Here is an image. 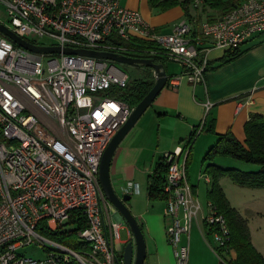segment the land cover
Instances as JSON below:
<instances>
[{"label":"built area","instance_id":"1","mask_svg":"<svg viewBox=\"0 0 264 264\" xmlns=\"http://www.w3.org/2000/svg\"><path fill=\"white\" fill-rule=\"evenodd\" d=\"M190 3L194 9L204 6V0ZM0 6L9 17L6 28L38 46L177 63L183 72L168 79L172 88L181 78L203 83L212 50L231 51L264 34V0H244L214 20H183L168 34L121 0H0ZM151 73L156 80L155 70ZM130 85L129 75L107 60L30 52L0 35V264H124L122 224L113 220L116 209L101 189L99 170L105 150L136 107L118 92ZM101 91L110 95L97 96ZM213 106L204 104L206 116ZM206 116L186 150L167 152L162 160L168 165L167 237L176 264H191L189 235L203 209L186 163ZM135 187H123V195ZM207 209L206 234L222 263L231 264L228 223L211 202ZM76 211L88 223L77 234L85 245L80 251L40 232L69 231ZM31 246L44 257L21 253Z\"/></svg>","mask_w":264,"mask_h":264},{"label":"crops","instance_id":"2","mask_svg":"<svg viewBox=\"0 0 264 264\" xmlns=\"http://www.w3.org/2000/svg\"><path fill=\"white\" fill-rule=\"evenodd\" d=\"M122 4V3H121ZM123 6V5H122ZM125 7V6H124ZM126 8L140 11L150 25L163 33H171L173 28L183 20L197 21L214 20L223 14L202 9L189 11V16L181 6L162 12L151 9L148 0H127ZM168 31V32H167ZM242 55L233 61L223 63L222 59L228 50L215 49L210 52L209 68L205 73V81L197 85L190 84L186 78H181L176 88L170 85L162 90L152 106L146 110L138 123L127 134L117 148L111 162V179L114 187L123 196V187L134 184L136 191L131 194L127 206L139 222L147 243V258L144 264H176L173 250L167 237V227L170 220L165 216L166 202L149 200L150 177L167 152H183L186 150L196 128L205 118L204 104H214L207 114L205 128L197 141L191 143L189 163H186L188 181L196 198L202 205V212L194 220L190 233V263L191 264H223L222 259L212 246L207 236V227L203 218L208 209L205 202L212 178L203 172L192 173L189 164L197 153L205 156L218 141V135L232 133L239 141H245V124L253 115L264 117V34L254 38L241 47ZM230 51V50H229ZM157 64H161L157 61ZM169 76L181 77L183 67L174 62L162 63ZM152 72V69H151ZM151 74V73H150ZM151 74V78L154 79ZM156 82V80L154 79ZM169 82V81H168ZM189 157V156H188ZM217 167L228 169L221 163L230 161L228 158H218ZM233 161V160H232ZM240 171H257L259 166H251L243 162L228 164ZM233 167V168H234ZM226 177L220 179L231 206L235 208L248 222L253 246L264 255V245H259L262 228L255 229L250 217L244 214L242 206L233 203L225 184ZM204 183V186L201 184ZM230 186L234 192L240 191ZM245 195L254 196V213L264 216V189H249L240 187ZM251 191V192H250ZM254 216V215H252ZM113 220L124 223L113 216ZM121 228V229H122ZM256 234V235H255ZM132 231L128 230V240L119 241L124 246L133 239ZM185 241H188L185 238ZM264 241V235H262ZM207 254L211 258L203 257ZM230 260L234 261L237 254L229 249ZM205 258V260H203ZM213 261L210 263V261Z\"/></svg>","mask_w":264,"mask_h":264},{"label":"trees","instance_id":"3","mask_svg":"<svg viewBox=\"0 0 264 264\" xmlns=\"http://www.w3.org/2000/svg\"><path fill=\"white\" fill-rule=\"evenodd\" d=\"M244 0H204V8L220 14H226L238 7ZM151 9H158L162 12L181 6L187 16L191 7L190 0H148ZM244 51L240 48L228 51L223 63L235 60ZM151 73V72H150ZM152 74V73H151ZM153 76V75H152ZM154 79L151 77L147 80H140L132 83L123 91H118L125 101L132 106H137L148 92L154 86ZM245 124V141H239L232 133L227 132L224 135H218V141L207 152L205 161H211L215 157H228L244 163L257 165L260 168L257 171H240L236 168L222 169L209 163L206 171L212 178L208 200L216 207V210L223 215L230 229L231 241L229 247L235 250L237 257L231 264H264V255L260 253L251 240L250 229L247 220L231 206L224 190L220 185V179L230 177L234 184L249 189H264V117L255 114ZM190 158V153L189 157ZM187 162L189 163V160ZM163 160V159H162ZM157 166L154 174L150 177L148 189L149 200L165 201L164 184L168 165L162 161ZM70 220V224L76 225V229L60 232L57 234L50 233L48 230L40 232L47 238L56 242L65 244L73 249L80 251L85 245L78 240V231L88 226L87 220L82 216L80 211H76ZM69 264H81L73 260Z\"/></svg>","mask_w":264,"mask_h":264},{"label":"water","instance_id":"4","mask_svg":"<svg viewBox=\"0 0 264 264\" xmlns=\"http://www.w3.org/2000/svg\"><path fill=\"white\" fill-rule=\"evenodd\" d=\"M0 33L12 40L16 45L29 50L30 52L51 54V53H62L66 52L72 55H83L94 57L98 59L114 61L118 63L128 64L131 66H147L154 69L157 73V79L154 83L152 89L144 97V99L135 107L132 115L126 124L118 131V133L113 137L107 149L105 150L99 170V181L101 189L103 190L107 200L115 207L116 211L114 216L117 220L121 222H126L127 226L132 231L133 240L126 243L123 248V259L124 264H144L147 258V243L145 240L144 233L139 226V222L136 217L132 214L131 210L127 206L129 200H131L130 195L121 196L116 190L111 179V162L119 147L120 143L124 140L127 134L132 130V128L138 123L140 118L144 115L146 110H148L156 97L162 92V90L167 86L169 76L165 70L164 65L157 64L150 59H139L130 58L114 53L99 52L94 50H83V49H70L61 47H43L32 44L26 40H23L18 35L13 33L10 29L6 28L4 24L0 22Z\"/></svg>","mask_w":264,"mask_h":264},{"label":"rangeland","instance_id":"5","mask_svg":"<svg viewBox=\"0 0 264 264\" xmlns=\"http://www.w3.org/2000/svg\"><path fill=\"white\" fill-rule=\"evenodd\" d=\"M121 3H122L123 6L126 7L127 0H121ZM193 10H194L193 7H190V11L193 12ZM6 14L7 13H6L5 9L2 6H0V22H2L6 26H9V24H10L9 17ZM0 35H3V34L0 33ZM34 40H36L37 42H40L41 44H46V45H52L54 43L50 39H42V40H40V39L35 38ZM107 62L109 63V65H114L115 67H117L122 72L128 74L129 77H130V84L136 83L137 81H140V80H147L148 78L151 77V74H150L151 68H149L147 66H131V65H128V64H123V63H118V62L108 61V60H107ZM109 95H110V92H108V91H101V92H99L97 94V96H99L101 98L107 97ZM197 139L195 140V142L197 141ZM205 156L204 155L201 156L198 153L196 155H194V158L192 159V161L189 164V169H190V171L192 173H196L197 174L198 171H200V169L202 167H203V170H204L203 172H205L206 171V167L209 165V163L217 165L218 158H228V157H219L218 156V157L213 158V160H211V161H205ZM228 160H230V161H226V162L223 161L224 163H221V164L224 165V167H228V169L229 168H233L234 166H232V165L228 166V164L230 162H235L237 160H234V159H231V158H228ZM237 162H239V161H237ZM246 164L251 165L252 167L253 166L257 167V165H253V164H249V163H246ZM234 168H236V167H234ZM205 173L207 175H209L207 172H205ZM225 181L228 182L227 184L232 185V186H236L235 188L237 190H240V191H237V192L233 191V194H231L232 193V191H231L232 189L230 188V186L225 184V187H226V189L228 191V195L231 197L233 203H235L238 206H242L243 208H241V209H243L244 214H247L248 215L247 217H250V219H251L250 221H251V223H252V225L254 227V232L256 231L255 229L262 228L263 232H261L260 236H256V237H259V240H256V241H257V243L259 245H261L260 243H262L264 245V241H262V235H264V216H261V215H258L257 213H254V208H253V206H254L253 205L254 196H251L249 194L245 195L243 193V191H241V190H244V189H240V186L234 184V181L230 177H226ZM203 184L204 183H202L201 186H204ZM205 205L207 207V205H208L207 201L205 202ZM252 215H254V216H252ZM76 227H77L76 225H72V224L66 225V229H70V230L76 229ZM128 230H129V226H127V224L124 223L123 228L120 230V239H121V241L125 242V241L128 240L127 239L128 238ZM21 253L25 254V255H28V256L35 257V258H43L44 257V253L41 250L37 249L35 246L27 247ZM203 257L211 258L207 254H203ZM205 258H203V260H205ZM212 262L213 261H210V263H212ZM146 263H147V261H146ZM218 264H219V261H218Z\"/></svg>","mask_w":264,"mask_h":264}]
</instances>
